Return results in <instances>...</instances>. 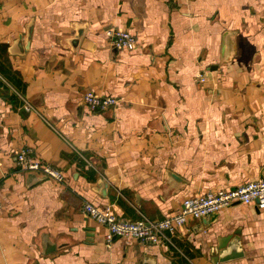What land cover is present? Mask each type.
Here are the masks:
<instances>
[{
	"label": "crops",
	"instance_id": "1",
	"mask_svg": "<svg viewBox=\"0 0 264 264\" xmlns=\"http://www.w3.org/2000/svg\"><path fill=\"white\" fill-rule=\"evenodd\" d=\"M111 28L130 29L138 47L114 52ZM87 91L120 101L92 111ZM26 146L66 181L21 170ZM260 179L264 0H0V264H264L255 204L208 224L189 216L155 245L108 243L84 210L157 221L185 197ZM237 232L245 256L215 263L211 247ZM49 244L58 248L45 254Z\"/></svg>",
	"mask_w": 264,
	"mask_h": 264
},
{
	"label": "built area",
	"instance_id": "2",
	"mask_svg": "<svg viewBox=\"0 0 264 264\" xmlns=\"http://www.w3.org/2000/svg\"><path fill=\"white\" fill-rule=\"evenodd\" d=\"M107 37L108 45L118 49L134 50L139 45L137 35L130 29L111 28L107 31ZM119 101L117 97L100 95L92 91L83 94L84 104L92 111L107 110L118 104ZM26 108L30 110L32 106L28 105ZM16 159L19 168L23 171L43 174L58 183L66 181L64 173L37 158L32 147L20 148L17 151ZM236 202L255 204L258 208L264 209V179L232 189L209 191L205 194L185 197L176 213L157 221H132L119 218L106 208L92 202H86L84 210L98 223L107 227L106 241L108 243L119 237L127 240H140L146 245H155L166 236V233H175L179 227L186 223L189 216L203 218L214 215Z\"/></svg>",
	"mask_w": 264,
	"mask_h": 264
},
{
	"label": "water",
	"instance_id": "3",
	"mask_svg": "<svg viewBox=\"0 0 264 264\" xmlns=\"http://www.w3.org/2000/svg\"><path fill=\"white\" fill-rule=\"evenodd\" d=\"M32 31H33V25L30 24L27 29V43L25 46H22V37H19L18 40V45H19V50L16 51L17 54H23L25 49H28L30 46V40L32 37ZM84 33V29H79L77 35H75L72 40H71V45L73 49H76L78 47V44L80 43V39ZM118 48L114 47L113 51H117ZM169 175L177 180L178 182L184 181L179 175H177L175 172L170 171ZM40 180L46 179V176H40L38 177ZM102 185L103 189L101 191L102 194L106 195L107 194V189H108V182L106 179L102 178ZM217 214L210 215L203 217L204 222L208 224L212 218H214ZM240 233H234L227 235L224 237L218 245L212 246L211 247V252L215 254V263L218 262H227L231 260H235L241 257L245 256V251L243 248L240 246ZM94 237V229L93 228H86V241H93ZM58 247L55 244H49L45 248V254H50L54 252ZM148 260V259H146Z\"/></svg>",
	"mask_w": 264,
	"mask_h": 264
}]
</instances>
